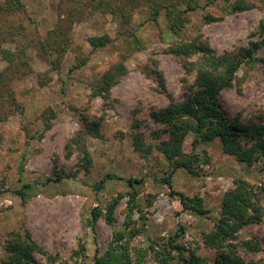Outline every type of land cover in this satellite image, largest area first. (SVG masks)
I'll return each mask as SVG.
<instances>
[{
  "label": "rangeland",
  "instance_id": "1",
  "mask_svg": "<svg viewBox=\"0 0 264 264\" xmlns=\"http://www.w3.org/2000/svg\"><path fill=\"white\" fill-rule=\"evenodd\" d=\"M92 1L22 0L26 12L0 17L1 30L7 35L2 44L16 52L27 48L23 58H16L0 90L6 95L0 98V260L7 256L5 244L12 233L30 231L41 247L59 257L58 264L63 260L92 264L97 251L102 254L107 250L115 229L125 226L130 177L143 179L136 184L142 212L136 210L134 214L139 221L137 227L143 228L133 244L160 249L179 233L180 243L213 260L217 251L202 243V232L213 229L222 197L237 180H248L255 189L264 185L262 162L248 165L239 161L224 152L217 138L199 145L197 151L208 155V160L201 161L200 174L192 175L185 169L173 171L158 149L147 156L137 151L134 135L143 133L147 145L167 139L169 133L162 132L166 125L157 123L152 111L187 100L197 90L193 87L195 72H188L183 59L167 49L194 37L208 42L217 54L264 41V0H246L252 5L243 10L232 9L236 0L209 4L200 0L199 8L189 10V21L180 33L170 30L165 9L157 20L151 17L148 0H129V22L95 11ZM187 1L180 0L179 8L184 9ZM207 13L217 18L208 21ZM61 17L64 26L70 27V43L61 56L60 69L52 70L50 58L39 48V38L47 39ZM19 24L27 34L19 31L15 37L9 35L13 31L10 27ZM103 34H109L113 42L93 49L89 37ZM197 56L189 61L197 60ZM84 58H88L86 64L73 68ZM120 64L127 70L111 88L110 96L93 94L104 73ZM0 69H8L1 55ZM48 70L52 80L42 85L40 75ZM14 100L16 104H12ZM219 106L227 117L246 127L264 128V42L255 60L242 65L233 85L221 91ZM94 118L102 119L101 132L84 139L92 158L87 171L82 150L69 141L86 120ZM46 119L50 128H46ZM193 140L190 134L186 151L192 150ZM242 141L253 143L248 138ZM107 174L119 178L109 179ZM58 175H63L61 181L55 180ZM169 175L172 187L162 181ZM103 179L104 185L96 187ZM24 185L29 187L23 198L15 191ZM172 188L201 197L210 213L201 216L183 209ZM119 193L124 198L116 209V224L101 217L93 232L87 224L91 209H105ZM260 196L261 221L245 226L234 240H252L260 246L258 250L238 249L246 262L254 264H264V192ZM36 256L40 263H47L41 253ZM145 264L162 263L149 255Z\"/></svg>",
  "mask_w": 264,
  "mask_h": 264
},
{
  "label": "trees",
  "instance_id": "2",
  "mask_svg": "<svg viewBox=\"0 0 264 264\" xmlns=\"http://www.w3.org/2000/svg\"><path fill=\"white\" fill-rule=\"evenodd\" d=\"M119 1L123 2V0H93L91 4L94 6L95 11L112 14L116 18H122L129 22L131 12L126 11V7L129 6V0L124 4ZM215 1L206 0L207 4ZM148 3L151 4V17L154 20L158 19L162 9L166 10L170 30L174 33H180L185 29L189 21V10L200 6V0H188L184 9L179 8L180 0H148ZM251 5L246 0H236L231 7L233 10H243ZM17 11L26 12V6L22 0H0V17L4 14L16 13ZM77 18L81 19L82 16L78 15ZM205 18L208 21H213L217 17L207 13ZM63 21L61 17L47 39L39 38V48L43 54L50 58L49 64L52 70L60 69L61 56L65 53L70 43L68 36L70 27L64 26ZM261 25L264 26V21ZM10 28L13 30L9 31V35L12 37L19 34V31L27 34L26 28L22 27L21 24ZM5 34L1 30L0 24V55L2 60L8 62V69H0V90L5 86L4 80L13 65L15 66L16 58H23L27 51L25 47H21L18 52L5 47L2 44V41L7 37ZM24 36L27 37V35ZM88 41L93 49H97L112 43L113 38L109 34H103L90 36ZM263 42L252 41L250 45L240 47L236 51L217 54L210 48L208 42L194 37L167 49V52L183 59L184 66L188 72H195L196 77L193 87L197 88V90L187 100L172 102L166 107L152 111L154 120L157 123L166 125L162 132H168L169 137L161 140L156 145H147L144 134L141 132L136 133L133 141L135 149L147 156L156 148L166 157L173 171L185 169L192 175H198L201 172V161L203 159L208 160L207 153L203 154L202 152L201 154L197 151L199 145L218 138L225 153L235 156L239 161L248 165L262 162L264 168V128L246 127L240 122L227 117L219 106L221 91L233 85L237 72L242 65L255 60ZM194 55H198L197 60L189 61V58ZM87 59H82L73 68L86 64ZM21 62L26 64V61ZM126 70L127 68L123 64L108 69L103 75L102 82L94 86L93 94H100L108 98L111 88L117 83L119 77L125 74ZM50 73L51 71L48 70L40 75V83L42 85H46L52 80ZM3 97L5 98L6 95L0 93V98ZM12 104H16L15 100ZM101 120V118H94L92 121L86 120L83 128L69 141L71 146L82 150L84 154L82 163L87 171L90 170L92 165V158L85 147L84 139L86 135H100ZM46 126V128L51 127V123L47 119ZM190 134L194 135L193 148L191 151H186L185 142ZM242 138H248L253 143L246 145L243 143ZM115 177L119 178V176L114 174H107L106 178ZM62 179L63 175H58L55 180L61 181ZM105 180L103 179L96 187H102ZM162 181L172 187L170 175L164 177ZM142 182L143 179L137 177L127 179L130 190L128 191L129 200L127 202L125 226L122 229H115L107 250L102 254L97 251L92 264H145V260H147L149 255H153L162 264H254L246 262L239 254L238 249L243 246L250 250H258L260 246L252 240L242 241L241 243L234 240L245 226L258 220L261 221L262 203L260 194L264 192V185H261L259 189H255L248 180L239 179L236 181L235 186L223 195L220 215L214 222L213 229L202 232L204 240L202 243L217 251L214 259L209 260L199 255L196 249L180 243L178 241L179 233L169 238L160 249H156L154 245L138 247L133 244L134 239L143 228L137 227L139 221L134 218L136 210L142 212L136 188V184ZM28 187L29 185H24L23 188L16 190L15 193L24 198ZM171 193L180 197L183 209L193 210L201 216H206L210 213L201 197L189 196L184 192L175 191L173 188ZM123 198L124 195L119 193L107 203L105 209L100 206H95L91 209L87 224L93 232L96 231L98 220L101 217H104L112 225L116 224V209ZM151 204L152 201L149 202V205ZM141 219H145L143 214H141ZM180 230H183V228L180 227ZM5 247L7 256L0 260V264H42L38 261L36 253H41L46 257V264H58L59 257L53 256L41 247L33 239L30 231H26L24 234L12 233L7 238ZM81 248L84 250V245L81 244ZM62 264L70 263L63 260ZM74 264H87V262L76 261Z\"/></svg>",
  "mask_w": 264,
  "mask_h": 264
}]
</instances>
